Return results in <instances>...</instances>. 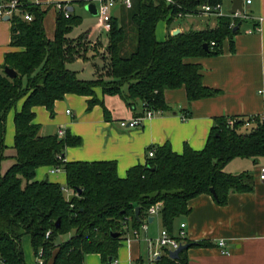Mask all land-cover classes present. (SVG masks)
I'll list each match as a JSON object with an SVG mask.
<instances>
[{
    "label": "trees",
    "instance_id": "1",
    "mask_svg": "<svg viewBox=\"0 0 264 264\" xmlns=\"http://www.w3.org/2000/svg\"><path fill=\"white\" fill-rule=\"evenodd\" d=\"M21 1L20 13L10 19V45L16 51L6 54L0 71V264H26L22 239L27 236L34 257L41 252L46 264H85L89 254L99 255L103 264L109 263L118 258L126 235L144 225L149 207L161 205L163 229L173 234L175 221L190 214V202L202 195L213 196L211 189L215 190L216 204L222 207L231 194L253 191L252 174H228L225 167L237 158L264 157V116L218 118L203 150L186 146L179 154L166 143L154 149V157H149L145 165L131 167L124 178L118 176L117 163L112 161L67 162V150L81 147L83 139L71 132L63 138L57 134L42 136L41 125L35 123L36 108L44 107L54 119L55 103L68 95L86 97L87 112L101 106L109 121L105 96H118L135 118H143L148 110L171 111L165 101L167 91L184 88L189 104L218 96L219 91L203 84L201 66L192 60L219 56L225 41L233 45L240 21L231 28L229 17H218L214 29L176 36L169 32L165 41L157 40L156 32L161 21L171 28L180 12L198 14L202 5L216 6L222 0H175L180 8L165 0H141L130 18L138 31L136 49L123 56L127 34L120 21L113 18L107 32V63L95 80H80L77 73L67 69L68 63L85 58L81 51L87 33L76 41L68 38L82 18L74 12L66 17L55 9L56 29L50 40L45 19L53 6L44 8L30 0ZM79 4L86 6L84 1ZM24 14H30L33 20H25ZM7 67L18 76H6ZM21 101L23 107L14 116L15 153L9 156L7 118ZM229 120H235L233 127ZM10 159L13 163L3 173L2 163ZM41 167L61 168L72 196L67 198L58 183L37 181ZM136 207L141 208V222L136 219ZM58 220L61 227L57 229ZM118 233V238H112ZM60 235L71 237L58 243ZM186 244L190 248L213 245L208 241ZM188 250L182 251L177 260L165 250L157 264H189Z\"/></svg>",
    "mask_w": 264,
    "mask_h": 264
},
{
    "label": "crops",
    "instance_id": "2",
    "mask_svg": "<svg viewBox=\"0 0 264 264\" xmlns=\"http://www.w3.org/2000/svg\"><path fill=\"white\" fill-rule=\"evenodd\" d=\"M49 1L30 0L31 3H38L44 8ZM81 1L83 0L73 2L68 10L73 9L72 12H75L74 5ZM229 6L230 4L224 6L226 11H229ZM245 7L248 8V19L240 21L238 28L236 27L238 33L233 36V45L230 41H225L219 56L192 60L201 66L203 84L219 91L218 96L189 104L184 88L167 91L165 101L171 107V111L145 120L141 129L129 130L122 128L120 123L135 117L122 101L124 108L119 109L121 102L118 96L104 98V103L110 111L111 121H109L104 117L101 106L87 112L86 97L68 95L64 100L55 103L54 119L50 118L49 112L44 107L35 109V123L41 125L40 135L55 136L63 129L80 136L83 144L81 147L67 150L65 157L67 162L112 161L117 163L118 176L124 178L131 167L146 164L151 149L166 143L179 154L183 153L186 146L197 151L203 150L218 118L264 116V0H252V3ZM113 12L114 18L119 21L123 19L121 10L115 9ZM50 13L52 28L49 24L48 29L51 28V34L46 26L49 14L45 19V29L51 40L56 29L57 13L54 7L51 8ZM213 18L215 17L207 16L204 22L207 26L203 29L191 28L193 24L185 23L184 19L175 20L172 22L170 33L173 34L177 29L180 33L214 29L218 23L217 18L215 22ZM11 26L10 19L7 20L6 17L0 19V71L5 64L6 54L16 51L10 45ZM256 28L259 30L256 31ZM87 40H91L89 33ZM159 41L165 40L161 38ZM97 95L102 97L101 89L97 90ZM23 101L9 113L7 118L5 136L9 156L15 153L13 151L14 116L16 112L21 111ZM73 108L77 109V114L73 112ZM69 110L71 114L67 115ZM57 112H60L59 116ZM184 116L187 117L185 121ZM12 163V159L3 162L2 172L5 173ZM262 169H264V157L233 160L225 167V172L232 175L244 172L252 174L253 191L231 194L223 207L216 204L213 196L202 195L190 202L189 215L179 217L175 221L173 235H179L181 224L185 223L186 236L190 242L213 243L208 248H190L187 251L189 264H264V181L260 179ZM52 170L51 167H41L37 170L36 180L41 182L48 178L52 183L66 187V174L62 171L53 174ZM152 218V222L147 221L148 230H140V240L133 239L130 232L126 235L125 239L130 238L131 242L123 241L116 259L117 264H149L148 239H157L163 229L160 217ZM222 240L226 241L225 249L229 254H224L219 248L218 242ZM97 257L102 263L101 257L99 255ZM92 261L91 264L99 262L97 259ZM109 264H113L112 261Z\"/></svg>",
    "mask_w": 264,
    "mask_h": 264
},
{
    "label": "built area",
    "instance_id": "3",
    "mask_svg": "<svg viewBox=\"0 0 264 264\" xmlns=\"http://www.w3.org/2000/svg\"><path fill=\"white\" fill-rule=\"evenodd\" d=\"M76 0H50L47 2V6H53L57 11H60L65 14L66 17H70L71 12L68 10V8L72 5L73 2ZM86 5L92 4L96 8V12L98 13V30L99 32L103 31H109L111 29L110 24L112 19L114 18V10L115 9H128L131 10L134 7L133 0H83ZM141 2V0H138ZM156 1V0H154ZM168 5L171 6H177L180 8V5L177 4L175 0H165ZM228 1L230 4L229 11L232 9V3L233 0H225ZM252 0H243V7L245 8V13H241L238 11L237 13L231 15L229 14V11H226L223 5V0L220 3H217L216 6H210V5H202L200 7V12L198 14H193L191 12H187V14L180 12L175 20H182L187 18V16H194V15H206L209 17H215L218 19V17H229L231 19L232 26L236 24L237 21H243L247 20L248 16L246 14V7L247 5L251 4ZM20 6H22L21 0H0V19H4L5 17H11L13 14L20 13ZM24 19L27 21H32L33 17L30 14H24ZM256 31L259 29L256 28ZM212 46H215L213 43ZM71 114V111H67V115ZM162 112H153V111H146L143 118H134L130 121H122L120 123V126L124 129H141L144 125L145 120L153 119L156 116H160ZM184 121L187 120V117H183ZM235 123V120H229L230 127H233ZM246 128L250 127L249 123L245 124ZM66 131L61 129L59 130L58 134L60 138H63L66 136ZM149 157L152 158L155 155V150L151 149L148 153ZM59 161H64V159L61 156H58ZM63 171L61 168L56 167L53 168L52 173L56 174V172ZM260 179L264 181V169L260 172ZM64 194L67 198H70L72 195L71 191L68 190L66 187L63 189ZM162 211V207L160 204L153 205L149 207L147 217L145 219L144 225L140 229H133L130 233L132 234V238L135 240H140V230L147 231L148 230V223L147 221L151 217H160ZM186 228L187 225L185 223L181 224L179 235L175 236L171 234L167 229H162L160 234L158 235L157 239H148V246H149V253H150V262L149 264H157L158 260L161 259V257L165 254L164 251L168 250L170 253L173 251H176L180 248L182 244H186L188 240V237L186 236ZM50 236V232L47 233V238ZM126 242L130 243L131 239L128 238ZM218 246L222 251L227 254H229V251L225 249L226 247V241H219ZM0 262H2V259L0 258ZM113 264H117L118 261L114 260L112 261ZM35 264H46L44 256H42V253L40 252L35 260ZM132 264V263H131Z\"/></svg>",
    "mask_w": 264,
    "mask_h": 264
},
{
    "label": "rangeland",
    "instance_id": "4",
    "mask_svg": "<svg viewBox=\"0 0 264 264\" xmlns=\"http://www.w3.org/2000/svg\"><path fill=\"white\" fill-rule=\"evenodd\" d=\"M32 1L35 2L36 0H32ZM133 3H134L133 9L131 10L122 9L121 10V15L123 19L120 21V23L122 26H124L126 34H127L126 43L123 47V53H122L123 56L125 57H128L130 54H132V52H134V50L137 47V42H138L137 41L138 31L136 27L131 24L130 18L134 13L137 12L136 10L138 8L139 1L133 0ZM223 5L225 7L228 6L229 5L228 1L223 0ZM74 8H75L74 13H76V15L82 18V22L80 26L74 28V30L68 35V38L76 41V40H79L84 33H87V34L89 33L91 35L92 41L85 40L83 42L81 53H83V56L85 58L78 59L74 62L68 63L67 69H70L74 71L75 73H77L80 80H95V79H98V76L100 74H102L103 69L107 63V61L104 59L105 58L104 56H106L105 50L108 44L107 31L103 32L102 34L99 33L98 27H97L98 16L97 15L94 16L90 14L86 10L85 6L75 4ZM247 13H248V8H246V14ZM48 14L50 16L48 19H46L47 29L49 27V24L51 26V20H52L51 13L49 12ZM206 18H207L206 15H202V16L194 15V16H187V18H185L184 20H185V23L190 22L191 24H193L191 28H194V29L202 28L203 29V27L207 26L206 24H204ZM212 20L213 22H215V18H213ZM50 29L48 30H49V33L51 34L52 31H50ZM170 31L171 29L168 28V25L166 24V22L164 21L159 22L158 27H157V32H156L157 40L158 39L161 40V38L162 40H165ZM96 39H99V40L96 41ZM119 101L121 102V100ZM122 104H123L122 102L119 104V109L124 108L123 107L124 105ZM15 109L16 108H14L13 110ZM73 110H74L73 112L77 114V109L75 110L73 108ZM59 115H60V112H57V116ZM68 239H69V235H60L58 236L57 241L58 243H63V242L68 241ZM22 248H23V253H24L26 264H35L36 257H34L32 245H31V242L28 236L22 239ZM93 259L99 260L98 264H103L101 263L100 259H98L97 255H90L89 257H86L85 264H91V262H93L92 261ZM104 264H109V263H104Z\"/></svg>",
    "mask_w": 264,
    "mask_h": 264
},
{
    "label": "water",
    "instance_id": "5",
    "mask_svg": "<svg viewBox=\"0 0 264 264\" xmlns=\"http://www.w3.org/2000/svg\"><path fill=\"white\" fill-rule=\"evenodd\" d=\"M85 8L90 14H92L94 16H96L98 14L96 12L95 6L92 5V4L86 5ZM231 8L232 9L229 11V14H231V15L237 13L238 11H240L241 13H245V8L243 7V0H233ZM70 11L72 12L73 9H71ZM6 19L9 20V17H6ZM178 34H180V30L179 29L175 30L172 35L176 36ZM204 49L208 50V45L207 44L204 45ZM4 73H5L6 76L8 75L11 79H14V78H16L18 76L16 71L14 69H12V68H9V67L5 68ZM45 180L47 182L49 181L48 178H46ZM211 190H212L213 196H216L215 190H213V189H211ZM140 212H141V208L136 207V219L138 220V222H141ZM152 221H153V218L151 217L149 219V222H152ZM55 226H56L57 229L61 227L60 220L57 221ZM118 236H119V233L118 234H112V238H114V239L118 238ZM188 249H190V245L189 244H182L178 250L173 251L171 253V258L173 260H177L180 257V254L182 253V251L188 250Z\"/></svg>",
    "mask_w": 264,
    "mask_h": 264
}]
</instances>
